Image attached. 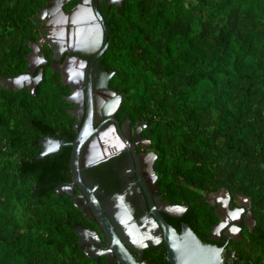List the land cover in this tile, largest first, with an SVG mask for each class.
<instances>
[{
    "label": "trees",
    "instance_id": "trees-1",
    "mask_svg": "<svg viewBox=\"0 0 264 264\" xmlns=\"http://www.w3.org/2000/svg\"><path fill=\"white\" fill-rule=\"evenodd\" d=\"M45 0H0V81L25 72ZM109 29L99 62L112 71L116 118L144 124L163 214L187 222L205 243L233 250L232 264H264V0H121L98 3ZM42 66V65H41ZM69 92L44 65L34 93L0 83V264H105L78 244L77 225L96 228L56 187L71 181L74 118ZM67 142L36 158L39 138ZM251 201L252 230L208 237L219 221L212 194ZM169 264L162 242L144 249Z\"/></svg>",
    "mask_w": 264,
    "mask_h": 264
},
{
    "label": "water",
    "instance_id": "water-1",
    "mask_svg": "<svg viewBox=\"0 0 264 264\" xmlns=\"http://www.w3.org/2000/svg\"><path fill=\"white\" fill-rule=\"evenodd\" d=\"M50 0H47V2ZM67 0H61L59 8L63 15L67 17V14L63 11V5L66 4ZM88 1L90 5L87 11L89 14H85V11H82L78 15H73L72 13L68 15V19H76L80 21H90L92 20L95 24V30L98 27L99 33V41L100 49L94 55L92 60L89 62L87 66L86 76H85V85L82 88V82L80 79L78 81H72L68 78H64L66 76V67L63 65L61 69L62 73V81L69 85L70 93L64 96V99L68 103H75L76 106L69 110L70 114L73 117H76L77 120L75 122V129L77 130L75 138L71 142V153L69 158V169L72 175V183L64 184L62 186L56 187V191L67 192L72 195L73 204L80 208L84 214V216L91 220H96L98 224V228L104 236V240L100 238V236L96 233V231L89 230L81 225H77L74 227L75 232L78 234V244L81 246L82 251L92 259H95L100 253L106 254L107 261H116V264H152L149 260L141 261L143 255V249L147 245H153L156 242L162 240L163 245L165 247L166 259L169 264H223L224 261L235 260V253L233 250H228L225 248L226 243L222 246H218L216 244L205 243L201 241V239L193 232L190 225L183 221L181 222V229L177 231L171 224H169L166 219L163 217L161 212H166L170 215H181L183 211L186 209V206L183 205H166L157 202L156 205L153 201L148 199L149 201V216L150 220L155 224L156 227H160L162 229V234L159 232L155 240L148 239L147 242L136 243V235L133 232V229L136 228V224L131 222V215L129 214L126 207L120 201L117 205V210L113 211L108 207L107 204L103 202V206L100 205L98 199L93 195L92 190L89 187L92 185L87 182L85 179V174L83 169L86 168L88 162L83 156L85 155L84 150L80 153V146L82 143H85L88 136L95 131L97 128H93L90 121V96L92 92V87L97 88L100 85L97 84L99 78L97 79L96 75L92 74V63L96 61L100 54H102L107 46V39L109 35L108 25L106 23L105 18L103 17L101 10L98 6L97 0H79L78 4H83V2ZM119 4L121 0H110V3ZM50 8L49 2L48 4L39 10L38 13L41 16L43 11ZM82 8L79 9V12ZM45 13V12H44ZM78 29V28H77ZM85 36V35H83ZM81 36V37H83ZM91 37V34H90ZM77 36L73 37L72 42H70L71 46L68 49L71 52H85V49H82L83 44L80 45L77 40ZM82 39V38H79ZM71 40V39H70ZM93 42L96 39L92 38ZM40 42V41H39ZM64 43V42H62ZM89 44H87L88 47ZM53 50L52 57L53 59L59 58L61 52L57 51L53 46L50 47ZM38 43L32 44V49L27 55V67L25 72L22 74H17L13 77L3 78L0 83L5 84L8 87L13 89H19L23 86H26L29 91L32 93L36 90V85L38 81L42 77L43 68H39L36 72V75L33 76L31 72H34L36 68L37 60L33 59V55L35 51H38ZM74 58V57H69ZM65 64V63H64ZM55 71V69H53ZM94 71H96L97 75L102 77V87L108 90V81L112 74V71H107L102 65L96 64ZM93 75V76H92ZM93 77V78H92ZM92 79V80H91ZM94 82V85L92 83ZM85 92L86 101H87V112L86 117L81 126L79 123L81 121V117L83 115V101L80 94ZM110 93V91H107ZM113 92V91H112ZM80 107V111L78 110ZM129 121L126 120L122 127L118 123H116V127L118 132L130 135ZM144 125V124H143ZM132 139L134 142L141 138L140 135V127H138L133 132ZM89 140L88 142H94L95 140ZM96 143V142H95ZM39 152L36 155V158H41L46 154L53 153L57 151L60 147L63 146V143L56 139H50L46 137L39 138ZM80 157V160H79ZM153 171V169H152ZM154 173V172H153ZM154 178L156 175L154 174ZM86 181V184H85ZM73 185H76L78 188V192H73ZM225 194L227 199L215 201L216 204V213L219 217V221L212 227L208 237L214 240H220L223 236L227 238H240L239 230L240 225L244 223L249 230H252L255 225V220L251 213V201L247 197L238 196L236 200V205L239 207L235 209H230L229 205V192L225 190ZM149 198V196H148ZM166 205V206H165ZM122 216V220L120 217ZM128 221L129 224L124 226L123 223ZM231 224V225H229ZM93 243H102L107 245V250H98ZM131 249H135L138 253V257L136 258L132 253Z\"/></svg>",
    "mask_w": 264,
    "mask_h": 264
},
{
    "label": "flooded vegetation",
    "instance_id": "flooded-vegetation-1",
    "mask_svg": "<svg viewBox=\"0 0 264 264\" xmlns=\"http://www.w3.org/2000/svg\"><path fill=\"white\" fill-rule=\"evenodd\" d=\"M56 1V3L51 4L49 9L43 11V14L41 13V16H39L40 14L38 13V11L42 10V8H44L48 4V2L50 5V1L47 2V0H45V3L37 10L35 21L38 23V26H36V28H38L39 39L36 42L38 43L39 50L35 51L33 59L37 60L38 62L36 63L37 65L34 72H31V74L35 76L37 70L40 67L43 68L44 65L51 67L52 70L55 69V71L53 72L59 75V79L64 85L68 86L69 92L65 94L68 95L70 93V87L68 84L62 81L63 79L61 69L63 65L66 67V76H64V78H68L72 81H78V79H80L83 83V88L86 82L85 76L87 66L94 57V55L100 49L101 40L98 44V27L95 30V24L92 20H90L89 22L80 21L76 19V17H74V19H68V15L71 13L73 15H78L82 11H85L86 15L89 14V12L87 11L90 6L88 4V1L83 2V4H78L79 0H67L66 4L63 5V11L67 14V17L62 14L59 8L61 0ZM97 1L99 3L103 0ZM106 3L115 4L112 2L110 3V0H106ZM80 8L82 9L79 12ZM52 10L54 11L52 12ZM57 24H59V26H56ZM90 34H92L93 37H97L95 42H93V37H90ZM76 36L78 37L77 40H80L79 44L84 45L79 47L85 49V52L69 51L70 49L68 48L73 47L71 46L70 42H72L73 37ZM32 44H35V41L31 43V49ZM87 44H89L88 47ZM51 46H53L57 51L61 52L59 58L53 59V50L50 48ZM69 57L74 58L69 59ZM99 57L94 63H92V74L96 75L97 79L99 78L97 84H99L100 86L97 88L92 87V92L90 96V121L92 127L97 129L93 131L88 136L86 142L82 143V145L80 146V153L84 150L85 155L83 156V158H85L88 164H90L83 169V172L85 174V179L92 186L89 187L88 184H86V181L85 184L90 190H92L93 195L98 199L101 206H103L104 202L108 205L110 209L116 211L119 202L121 201L123 203V205L128 210L129 214L131 215L130 221L136 224V228L133 229V232L136 235L137 241L135 242L137 244L147 242L148 239L155 240V237L159 235V232H161L162 234V229L160 227H156L155 224L150 220V216L148 215L150 210L148 199L153 201L155 205L157 202L166 205L175 204H169L163 201L162 195L159 193V188L156 183L157 176L156 178H154L155 172L153 168V162L156 158V154L153 150L150 149L149 141L143 138L141 135L143 124L138 121L136 126H131L130 121L126 119L129 121L128 123L130 128V135L124 134L123 132H118L116 123H118L120 127H122L126 120H124L122 123L118 122L116 118V112L119 104V96L112 92V90L109 88V85L108 90L103 88L101 86L102 77L100 76V73L99 75H97L96 71H94L96 64H100ZM92 83L94 85L93 81ZM107 91H110V93ZM80 95L83 101V115L81 117L79 126L82 125L86 117L85 114L87 112V101L85 92L83 91V93ZM68 104H70V106L67 108V111L70 113L69 110L73 109L76 104ZM78 110L80 111V107ZM71 117L73 116L71 115ZM73 118V129L77 133V130L75 129V122L77 118ZM138 127H140L141 138L134 142L132 139V136L134 134L133 132ZM45 137L54 139L47 136ZM92 138H94L93 140L95 141L91 142L90 144L88 141ZM72 140L69 142L70 146ZM62 143L63 146L67 144V142ZM69 183L72 182L70 181L65 184ZM78 191L79 190L77 186L73 185V192ZM221 199H227L225 189H222L218 193L212 194V203H215V201H219ZM229 205L230 209L232 210L239 207L238 205H236V202L234 204H230L229 202ZM164 213L168 214L166 212H161L162 215ZM88 220L91 223H95L96 228H91L89 226L83 227L92 231H96V233L100 236L103 241L104 236L99 230L96 220ZM120 220H122V216L120 217ZM128 224V221H125L123 223L124 226ZM160 242H162V240L156 242L153 245H147L146 247H144V249L148 246H155ZM93 245L98 248V250L102 251L107 250L108 248L107 245L102 243H93ZM144 249L141 261L149 260L148 258H143ZM226 249L228 248L226 247ZM130 251L136 258L138 257V253L135 249H131ZM106 257V254L100 253L95 259H103L105 264H116V261L114 260L107 261Z\"/></svg>",
    "mask_w": 264,
    "mask_h": 264
},
{
    "label": "bare ground",
    "instance_id": "bare-ground-1",
    "mask_svg": "<svg viewBox=\"0 0 264 264\" xmlns=\"http://www.w3.org/2000/svg\"><path fill=\"white\" fill-rule=\"evenodd\" d=\"M57 1L56 0H50V6H51V4H53V3H56ZM54 10H52V12H53ZM91 37H93L92 36V34H91ZM94 39H97V37H93Z\"/></svg>",
    "mask_w": 264,
    "mask_h": 264
},
{
    "label": "built area",
    "instance_id": "built-area-1",
    "mask_svg": "<svg viewBox=\"0 0 264 264\" xmlns=\"http://www.w3.org/2000/svg\"><path fill=\"white\" fill-rule=\"evenodd\" d=\"M232 262H233L232 260H228V261H224L223 264H232ZM249 264H253V263L250 262Z\"/></svg>",
    "mask_w": 264,
    "mask_h": 264
},
{
    "label": "rangeland",
    "instance_id": "rangeland-1",
    "mask_svg": "<svg viewBox=\"0 0 264 264\" xmlns=\"http://www.w3.org/2000/svg\"><path fill=\"white\" fill-rule=\"evenodd\" d=\"M56 26H59V24H57Z\"/></svg>",
    "mask_w": 264,
    "mask_h": 264
},
{
    "label": "crops",
    "instance_id": "crops-1",
    "mask_svg": "<svg viewBox=\"0 0 264 264\" xmlns=\"http://www.w3.org/2000/svg\"><path fill=\"white\" fill-rule=\"evenodd\" d=\"M49 26H51V25H49Z\"/></svg>",
    "mask_w": 264,
    "mask_h": 264
}]
</instances>
